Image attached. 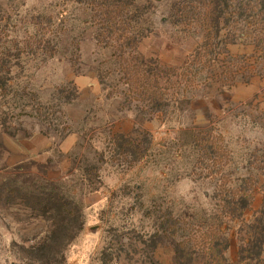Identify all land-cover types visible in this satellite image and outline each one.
Returning <instances> with one entry per match:
<instances>
[{
    "label": "rangeland",
    "instance_id": "obj_1",
    "mask_svg": "<svg viewBox=\"0 0 264 264\" xmlns=\"http://www.w3.org/2000/svg\"><path fill=\"white\" fill-rule=\"evenodd\" d=\"M0 264H264V0H0Z\"/></svg>",
    "mask_w": 264,
    "mask_h": 264
},
{
    "label": "trees",
    "instance_id": "obj_2",
    "mask_svg": "<svg viewBox=\"0 0 264 264\" xmlns=\"http://www.w3.org/2000/svg\"><path fill=\"white\" fill-rule=\"evenodd\" d=\"M49 196L48 202L51 206H56V205H60V211L63 212V214H68V212H70L71 207H70V201L67 200L63 195H61L60 193H54L52 192ZM59 225L56 223L54 229H53V233H57L59 231Z\"/></svg>",
    "mask_w": 264,
    "mask_h": 264
}]
</instances>
